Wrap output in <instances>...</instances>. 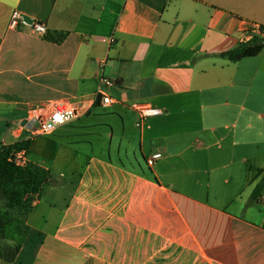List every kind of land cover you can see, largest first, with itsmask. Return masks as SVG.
Listing matches in <instances>:
<instances>
[{"label": "crops", "instance_id": "obj_1", "mask_svg": "<svg viewBox=\"0 0 264 264\" xmlns=\"http://www.w3.org/2000/svg\"><path fill=\"white\" fill-rule=\"evenodd\" d=\"M15 10L67 38L10 29ZM246 23L264 27V0H0V147L30 139L34 109L79 111L0 264H264V49L221 57ZM136 105L164 114L138 127Z\"/></svg>", "mask_w": 264, "mask_h": 264}, {"label": "trees", "instance_id": "obj_2", "mask_svg": "<svg viewBox=\"0 0 264 264\" xmlns=\"http://www.w3.org/2000/svg\"><path fill=\"white\" fill-rule=\"evenodd\" d=\"M264 31V27H262ZM67 32L48 31L45 41L62 44ZM264 49V37L254 35L248 42L221 54L231 62L258 56ZM30 140L16 142L0 147V258L8 263L17 259L22 245L31 231L27 225V216L34 210V202L40 198L48 186L50 173L44 167L33 162L20 166L15 162V154L21 151L30 153ZM264 182L255 190L256 198L262 191Z\"/></svg>", "mask_w": 264, "mask_h": 264}, {"label": "built area", "instance_id": "obj_3", "mask_svg": "<svg viewBox=\"0 0 264 264\" xmlns=\"http://www.w3.org/2000/svg\"><path fill=\"white\" fill-rule=\"evenodd\" d=\"M9 28L16 31L29 30L38 36H44L48 32L47 26L44 23L37 20H29L17 10L13 11L12 13L9 22ZM244 30L249 36L256 34L264 37V31L262 27H259L254 23H246L244 25ZM104 65L105 62L101 61L100 66L103 67ZM115 84L116 83L114 81L104 76L100 78L97 99L100 100L102 105L113 104V99L111 96L106 94L105 87H113ZM134 108L141 117L140 122L137 124L138 127H141V124L144 120L152 117H159L164 114L163 109L149 105H136ZM29 116V121H35L34 126H32L30 130L33 131L32 136L36 137L39 135L52 134L57 130L58 127L71 123L73 120L78 118L79 111L76 107L72 106L68 102L59 101L46 107L42 111L34 109ZM26 154V151L16 153L14 157L15 162L20 166H24L28 162L26 159ZM161 158V153H155L147 160V165L149 167H153L155 163Z\"/></svg>", "mask_w": 264, "mask_h": 264}, {"label": "rangeland", "instance_id": "obj_4", "mask_svg": "<svg viewBox=\"0 0 264 264\" xmlns=\"http://www.w3.org/2000/svg\"><path fill=\"white\" fill-rule=\"evenodd\" d=\"M34 126V125H33ZM32 128V127H30ZM5 129H0V133L3 132ZM33 131H30V139L31 140V145H30V159L32 162H34L35 164L41 165L42 163H47L49 162V160L47 159L48 156L46 155L48 153L47 148H45V146L47 144H51L52 141V134H47V135H39L36 137L32 136ZM3 136L0 137V142L3 141ZM29 139V140H30ZM8 142L11 141V139H6ZM27 155V154H26ZM0 207L1 208H5V202L4 201H0Z\"/></svg>", "mask_w": 264, "mask_h": 264}, {"label": "water", "instance_id": "obj_5", "mask_svg": "<svg viewBox=\"0 0 264 264\" xmlns=\"http://www.w3.org/2000/svg\"><path fill=\"white\" fill-rule=\"evenodd\" d=\"M34 124H35V121L34 120H32V121L24 120L21 123V126H23V127H32Z\"/></svg>", "mask_w": 264, "mask_h": 264}]
</instances>
